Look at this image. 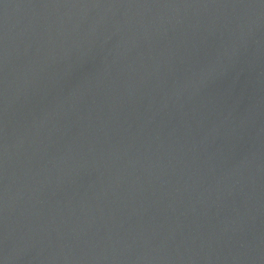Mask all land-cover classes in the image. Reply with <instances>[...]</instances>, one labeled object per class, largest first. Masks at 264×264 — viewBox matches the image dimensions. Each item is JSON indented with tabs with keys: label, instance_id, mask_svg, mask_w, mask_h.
<instances>
[{
	"label": "water",
	"instance_id": "water-1",
	"mask_svg": "<svg viewBox=\"0 0 264 264\" xmlns=\"http://www.w3.org/2000/svg\"><path fill=\"white\" fill-rule=\"evenodd\" d=\"M0 264H264V0H0Z\"/></svg>",
	"mask_w": 264,
	"mask_h": 264
}]
</instances>
